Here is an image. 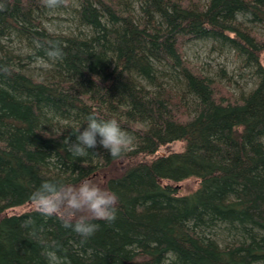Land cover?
I'll use <instances>...</instances> for the list:
<instances>
[{
  "label": "trees",
  "instance_id": "16d2710c",
  "mask_svg": "<svg viewBox=\"0 0 264 264\" xmlns=\"http://www.w3.org/2000/svg\"><path fill=\"white\" fill-rule=\"evenodd\" d=\"M189 41L233 55L234 76L192 64ZM263 55L264 0H0V264H47L49 246L69 264H264ZM89 115L133 137L119 158L68 151ZM44 180L116 193V218L82 240L7 214Z\"/></svg>",
  "mask_w": 264,
  "mask_h": 264
},
{
  "label": "clouds",
  "instance_id": "9594fccd",
  "mask_svg": "<svg viewBox=\"0 0 264 264\" xmlns=\"http://www.w3.org/2000/svg\"><path fill=\"white\" fill-rule=\"evenodd\" d=\"M61 0H44L45 7L53 10L60 6ZM48 61L53 63L63 57L62 49L56 42H50L46 51ZM75 140L68 141V151L73 157H86L98 146L111 157L119 158L133 137L124 131L116 119H98L95 115L87 117V123L74 132ZM32 206L43 216H56L65 229H71L82 240L92 237L99 228L96 220L113 221L116 218L118 196L99 185L83 180L79 186L65 184L59 180H44L32 192ZM24 227L30 226L26 221ZM36 233L33 231V235ZM47 264H69L54 249L45 251Z\"/></svg>",
  "mask_w": 264,
  "mask_h": 264
},
{
  "label": "rangeland",
  "instance_id": "374dc122",
  "mask_svg": "<svg viewBox=\"0 0 264 264\" xmlns=\"http://www.w3.org/2000/svg\"><path fill=\"white\" fill-rule=\"evenodd\" d=\"M213 45L210 42L206 41H189L184 49L186 59L189 60L192 64L201 68V70L208 74L210 72L213 76L218 75L217 78H221L220 69L226 68L227 77H233V70L235 68L233 60V55L229 53H220L218 51H214L212 48ZM264 58V55H263ZM264 60V59H263ZM225 83L227 81L224 80ZM241 84L244 80L240 81ZM185 148L184 141H176L168 146L161 148V153H168L173 151H183ZM199 185V181L197 179H188L178 186V192L180 195L188 194L194 191ZM31 209H35L32 204H27L22 207H17L11 209L7 212V214L13 213H21L24 211H28Z\"/></svg>",
  "mask_w": 264,
  "mask_h": 264
}]
</instances>
